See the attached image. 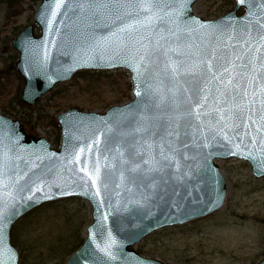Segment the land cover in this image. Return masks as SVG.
Instances as JSON below:
<instances>
[{"label": "water", "instance_id": "1", "mask_svg": "<svg viewBox=\"0 0 264 264\" xmlns=\"http://www.w3.org/2000/svg\"><path fill=\"white\" fill-rule=\"evenodd\" d=\"M195 1L40 0L38 34L31 23L11 38L21 103L77 71L114 68L130 74L132 98L58 112V147L0 112L2 264H20L13 223L66 197L85 199L91 220L61 264H165L133 246L223 205L217 159L246 160L264 176V5L234 0L204 18Z\"/></svg>", "mask_w": 264, "mask_h": 264}, {"label": "rangeland", "instance_id": "2", "mask_svg": "<svg viewBox=\"0 0 264 264\" xmlns=\"http://www.w3.org/2000/svg\"><path fill=\"white\" fill-rule=\"evenodd\" d=\"M40 0H0V112L18 118L28 134L60 144L56 114L68 108L103 111L132 98L130 74L123 68L81 70L55 84L32 105L18 100L23 79L10 68L17 52L11 38L28 24ZM234 7V0H196L193 10L214 18ZM242 8L239 9V12ZM17 58H15L16 60ZM226 181V196L217 210L182 224L163 226L133 247L165 264H257L264 256V176L250 164L230 157L217 159ZM91 206L81 197L48 201L18 218L10 229L20 264H61L83 241Z\"/></svg>", "mask_w": 264, "mask_h": 264}, {"label": "snow or ice", "instance_id": "3", "mask_svg": "<svg viewBox=\"0 0 264 264\" xmlns=\"http://www.w3.org/2000/svg\"><path fill=\"white\" fill-rule=\"evenodd\" d=\"M102 2H108V0H102ZM115 2H119V3H134V2H138V0H115ZM185 3L190 2V0H184ZM259 2L264 5V0H259ZM139 94V93H138ZM0 220H2V213H0ZM0 264H2V262H0Z\"/></svg>", "mask_w": 264, "mask_h": 264}, {"label": "trees", "instance_id": "4", "mask_svg": "<svg viewBox=\"0 0 264 264\" xmlns=\"http://www.w3.org/2000/svg\"><path fill=\"white\" fill-rule=\"evenodd\" d=\"M15 58H17L16 54L13 55V60L10 61V68L13 69V70H15V66H14ZM81 242H82V241L80 240V244H81ZM80 244H78V246H79ZM78 246H76V247H78ZM76 247H75V248H76ZM75 248H74V249H75ZM74 249H73V250H74ZM73 250H72V251H73Z\"/></svg>", "mask_w": 264, "mask_h": 264}]
</instances>
